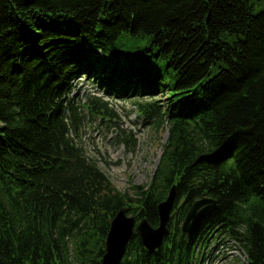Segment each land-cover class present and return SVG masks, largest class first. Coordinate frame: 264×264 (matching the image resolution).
<instances>
[{"label": "trees", "instance_id": "16d2710c", "mask_svg": "<svg viewBox=\"0 0 264 264\" xmlns=\"http://www.w3.org/2000/svg\"><path fill=\"white\" fill-rule=\"evenodd\" d=\"M119 100L167 131L133 193L77 141L87 117L117 126ZM173 184L161 245L134 233L119 264H198L230 240L264 264V0H0V264H97L115 213L156 226ZM204 195L217 208L188 240Z\"/></svg>", "mask_w": 264, "mask_h": 264}, {"label": "rangeland", "instance_id": "374dc122", "mask_svg": "<svg viewBox=\"0 0 264 264\" xmlns=\"http://www.w3.org/2000/svg\"><path fill=\"white\" fill-rule=\"evenodd\" d=\"M75 88L81 96L87 89H97L84 79ZM114 103L118 114L117 126L112 127L98 117H87L78 130L77 141L116 189L133 193L130 190L132 185L149 183L167 131L163 128L155 129L151 122L139 116L131 100ZM122 129L125 132L132 131L133 143L130 142L129 146L116 139ZM205 250L203 259L198 264L245 263L244 252L231 240L222 244L218 241L210 242Z\"/></svg>", "mask_w": 264, "mask_h": 264}, {"label": "water", "instance_id": "95a60500", "mask_svg": "<svg viewBox=\"0 0 264 264\" xmlns=\"http://www.w3.org/2000/svg\"><path fill=\"white\" fill-rule=\"evenodd\" d=\"M175 184L171 185L165 199L157 204L158 224L152 226L143 217L136 220L128 214L126 206L121 207L111 218L104 240L103 254L97 264H119L126 245L134 233L140 237L141 243L149 252L157 249L165 235L168 234V221L175 203ZM217 208L216 200L211 196L195 199L180 224V231L190 240L200 229L201 225Z\"/></svg>", "mask_w": 264, "mask_h": 264}]
</instances>
